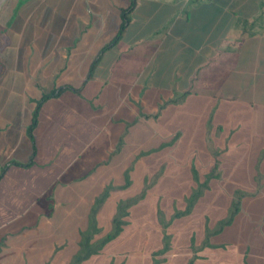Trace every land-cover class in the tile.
I'll use <instances>...</instances> for the list:
<instances>
[{"label":"crops","instance_id":"obj_1","mask_svg":"<svg viewBox=\"0 0 264 264\" xmlns=\"http://www.w3.org/2000/svg\"><path fill=\"white\" fill-rule=\"evenodd\" d=\"M134 198L83 261L264 264V0L0 2V264H69Z\"/></svg>","mask_w":264,"mask_h":264},{"label":"trees","instance_id":"obj_2","mask_svg":"<svg viewBox=\"0 0 264 264\" xmlns=\"http://www.w3.org/2000/svg\"><path fill=\"white\" fill-rule=\"evenodd\" d=\"M55 96L54 92H50V93H46L44 95H42L41 99L37 102V107L33 113L32 116V122L31 125L29 127V137L31 140H33V136H32V132L34 127L36 126V122H37V110L39 109L40 105L45 102L46 100L52 98ZM35 149H34V145L32 142V154H34ZM116 187L113 186H107L104 191L102 192V194L95 200L94 204H93V208L91 211V218L94 221L95 215L97 213V211L99 210L100 206L102 205V203L105 201L108 193L111 190H114ZM137 199H129V200H120L117 204L116 207V212L114 214V217L111 221V227L110 229L101 237L98 238V240L93 241V244H89V240L88 237L85 236L83 237L80 246H79V250L76 254V257L73 261H71L69 264H79L80 262H82L83 260L89 258L91 255H95L96 253H98V251L107 243L111 242L112 240H114L119 233L121 232L122 229V225H123V217L126 216L127 214V209L133 205V203L136 201ZM236 207H237V203L233 201V203L231 204V208L229 211V214L227 216V219H225L224 221H222L221 223H219L220 225H223L224 223H228L232 216L234 215L235 211H236ZM95 232V231H93Z\"/></svg>","mask_w":264,"mask_h":264},{"label":"rangeland","instance_id":"obj_3","mask_svg":"<svg viewBox=\"0 0 264 264\" xmlns=\"http://www.w3.org/2000/svg\"><path fill=\"white\" fill-rule=\"evenodd\" d=\"M3 1H5V0H0V2L2 3ZM71 250L73 249V247H71L70 248ZM92 264V261L91 260H88V261H82V262H80L79 264Z\"/></svg>","mask_w":264,"mask_h":264}]
</instances>
